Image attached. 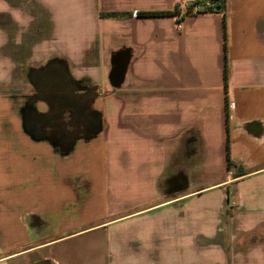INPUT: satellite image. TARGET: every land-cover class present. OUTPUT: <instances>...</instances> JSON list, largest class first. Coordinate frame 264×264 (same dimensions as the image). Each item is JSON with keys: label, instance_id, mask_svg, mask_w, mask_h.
<instances>
[{"label": "crops", "instance_id": "obj_1", "mask_svg": "<svg viewBox=\"0 0 264 264\" xmlns=\"http://www.w3.org/2000/svg\"><path fill=\"white\" fill-rule=\"evenodd\" d=\"M177 2L0 0V264H264V0Z\"/></svg>", "mask_w": 264, "mask_h": 264}, {"label": "trees", "instance_id": "obj_2", "mask_svg": "<svg viewBox=\"0 0 264 264\" xmlns=\"http://www.w3.org/2000/svg\"><path fill=\"white\" fill-rule=\"evenodd\" d=\"M197 3L202 5L201 12H212L221 11L226 7V0H195ZM172 11H162V10H150V11H139L138 14L141 15H159V14H169ZM176 12V10L174 11ZM226 70V67H225ZM37 264H51L49 261H42Z\"/></svg>", "mask_w": 264, "mask_h": 264}, {"label": "built area", "instance_id": "obj_3", "mask_svg": "<svg viewBox=\"0 0 264 264\" xmlns=\"http://www.w3.org/2000/svg\"><path fill=\"white\" fill-rule=\"evenodd\" d=\"M178 15L182 16L187 13H198L202 11V5L195 0H178L177 2ZM223 11V10H221ZM177 27H181V23L178 22Z\"/></svg>", "mask_w": 264, "mask_h": 264}]
</instances>
